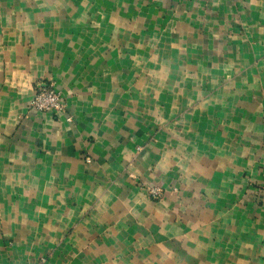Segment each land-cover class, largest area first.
<instances>
[{"label":"crops","instance_id":"crops-1","mask_svg":"<svg viewBox=\"0 0 264 264\" xmlns=\"http://www.w3.org/2000/svg\"><path fill=\"white\" fill-rule=\"evenodd\" d=\"M0 264H264V0H0Z\"/></svg>","mask_w":264,"mask_h":264},{"label":"built area","instance_id":"built-area-1","mask_svg":"<svg viewBox=\"0 0 264 264\" xmlns=\"http://www.w3.org/2000/svg\"><path fill=\"white\" fill-rule=\"evenodd\" d=\"M30 104L31 108L40 112L59 114L63 113L66 109V102L61 92L53 84H39ZM86 161L91 162V158L87 157ZM150 192L153 196H157L160 190L153 187Z\"/></svg>","mask_w":264,"mask_h":264},{"label":"rangeland","instance_id":"rangeland-1","mask_svg":"<svg viewBox=\"0 0 264 264\" xmlns=\"http://www.w3.org/2000/svg\"><path fill=\"white\" fill-rule=\"evenodd\" d=\"M156 188L160 190V193L157 195L158 198H162L164 195V190L161 187H156ZM149 190H151V188H149Z\"/></svg>","mask_w":264,"mask_h":264}]
</instances>
